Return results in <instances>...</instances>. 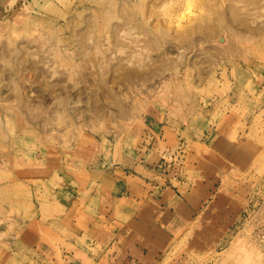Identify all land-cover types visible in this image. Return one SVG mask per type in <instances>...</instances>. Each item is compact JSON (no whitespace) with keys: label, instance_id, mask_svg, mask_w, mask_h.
<instances>
[{"label":"rangeland","instance_id":"1","mask_svg":"<svg viewBox=\"0 0 264 264\" xmlns=\"http://www.w3.org/2000/svg\"><path fill=\"white\" fill-rule=\"evenodd\" d=\"M15 1L0 264H97L93 232L170 184L193 212L145 264H264V0Z\"/></svg>","mask_w":264,"mask_h":264},{"label":"crops","instance_id":"2","mask_svg":"<svg viewBox=\"0 0 264 264\" xmlns=\"http://www.w3.org/2000/svg\"><path fill=\"white\" fill-rule=\"evenodd\" d=\"M4 4L0 3V14L4 17L11 9L16 11L22 8V4L16 1L11 3L10 7ZM139 188L143 187L138 186L137 193L131 191L138 204L134 213L126 211L123 214L126 220L117 219L121 225L115 228L106 226L96 233L93 232V244L98 246L100 254L90 257L96 260L97 264L102 260H107L108 264H145L148 258L156 257L166 239L173 235L193 212L190 203L174 184L162 187L159 195L153 191V187L148 194L142 193ZM135 202L130 201L129 204ZM73 264L87 263L80 261Z\"/></svg>","mask_w":264,"mask_h":264},{"label":"bare ground","instance_id":"3","mask_svg":"<svg viewBox=\"0 0 264 264\" xmlns=\"http://www.w3.org/2000/svg\"><path fill=\"white\" fill-rule=\"evenodd\" d=\"M242 248H243V247H242ZM242 248L239 247V249H242ZM259 251H260V250H259ZM237 252H238V251H237ZM239 252L241 253V252H243V251H240V250H239ZM243 253H244V252H243ZM245 253H246V251H245ZM256 253H257V252H256ZM256 253L253 252V251H252V252H249V251H248V253L245 254V257L242 258V259H240L239 261H241V260L244 259V260H243V261H244L243 263H245V264H255V262L253 263V262H251V261H252L253 255L256 254ZM235 254H237V253L235 252ZM239 255H240V254H239ZM239 255H238V258H240ZM258 257H259V256H258ZM254 259L257 260L256 257L253 258V261H254ZM237 261H238V260H237ZM241 262H242V261H241ZM238 263H239V262H238ZM240 264H241V263H240Z\"/></svg>","mask_w":264,"mask_h":264}]
</instances>
